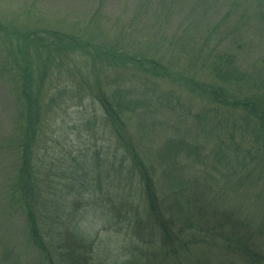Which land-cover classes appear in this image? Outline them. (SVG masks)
Returning a JSON list of instances; mask_svg holds the SVG:
<instances>
[{"label":"trees","instance_id":"trees-1","mask_svg":"<svg viewBox=\"0 0 264 264\" xmlns=\"http://www.w3.org/2000/svg\"><path fill=\"white\" fill-rule=\"evenodd\" d=\"M256 1L264 8V0ZM21 35L23 44L17 33L6 32L10 42L18 40L2 67L16 110L15 115L10 110L0 114L5 119L0 153L12 161L7 172L0 170V184H10L7 196L0 197L2 245L10 240L5 242L6 230L20 211L23 235L42 264H107L97 255L95 230L125 233L131 254L121 264H264V57L243 69L236 55L211 47L216 42L211 32L186 33L189 42L176 41L177 47L187 50L183 55L202 58L201 71L187 76L177 72L174 58L147 55L146 47L133 55L121 39L91 52L76 37L43 45L35 33ZM224 39L216 37L219 45ZM64 43L70 45L67 50L81 48L92 71L66 66L75 61L58 49ZM37 51L47 55L40 65L34 64ZM49 59L54 61L48 70ZM52 65L55 90L49 85ZM64 88L77 104L92 98L99 106L92 135H108L109 147H118L104 156L101 149L78 155L59 179L42 155ZM137 103H157L174 112L177 105L188 110V122L173 126L170 140L156 149L144 143L143 131L133 132L136 139L128 131L130 106ZM58 184H68V192H56ZM74 195L87 198L75 200ZM87 201L91 212L106 213L93 216L98 226L92 231ZM4 254L3 259L11 258L15 248ZM21 258L16 257L17 264Z\"/></svg>","mask_w":264,"mask_h":264},{"label":"rangeland","instance_id":"rangeland-1","mask_svg":"<svg viewBox=\"0 0 264 264\" xmlns=\"http://www.w3.org/2000/svg\"><path fill=\"white\" fill-rule=\"evenodd\" d=\"M260 6L261 4L256 0H0V24H2L0 25V114L4 116L8 110L11 111V115L16 114L15 108H12L15 100L10 94L6 73L2 67L4 58L6 60L12 57L10 51L15 54L14 43L19 39L23 44L22 33H35L42 39L43 45H50L48 42L54 40L70 41L76 37L78 41L86 42L87 49L91 52L97 45H112L120 39V44H123L122 40H125L124 49L127 52L139 56L146 47L147 55H152L154 52L160 58L168 55L176 60L177 72L190 76L201 71L197 64L202 58H195L190 53L183 55L187 50L184 47H177L176 41L182 45L189 42V36L184 35L186 33L191 36L211 32L216 41L211 47H218L220 51L228 50L227 52L236 55L237 65L243 69H248V66L256 60L255 57H264V8ZM6 32L10 35L17 33L18 39L13 37L16 40L10 42V39L5 37ZM222 35L225 39L219 45L216 37ZM37 43L36 41L33 45ZM67 46L70 45L64 43L58 48L69 60L75 61L66 66L81 71H92L93 66L83 62V50L81 48L67 50ZM35 54L34 64L37 65L47 57L43 51L42 53L37 51ZM53 61L54 59L47 60L48 70L49 63ZM55 67L52 65L48 73L51 80L50 88L54 90L57 84ZM101 69L106 71L107 67L101 66ZM205 77L207 81L210 79L209 75ZM159 88L165 89L163 86ZM61 92L65 94L54 109L57 117L49 126L50 143L42 155V159L47 164H53L52 172L59 179L62 178L64 171L69 170L74 159L79 158L78 155L86 151L92 154L97 149H101L104 156L107 152L113 154L118 147V145L109 147L112 141L108 135L103 133L92 135L96 128L94 118L99 112V106L90 96H87L84 102L77 104L70 94L72 91L64 88ZM172 96L178 95L173 91ZM201 105L203 106V103ZM136 106H130V117L126 122L128 131L135 139L137 135L133 132L143 131L147 134L144 143L151 144L156 149L170 140V129L173 126L179 122L185 125L187 120L188 110L177 105L174 110L179 116L176 119L173 110L163 108L157 103L146 107L137 103ZM4 120L0 118V123ZM44 142L41 148L44 147ZM11 162L7 161V155L0 153L1 173L8 171ZM191 174L193 169L187 172V178ZM227 184L233 185L229 181ZM9 186L10 184H0V189H3L0 197L7 196L5 190ZM247 186L251 188L252 184ZM247 186L240 192L245 193ZM68 190V184H58L55 189L58 193H67ZM78 192H86V190L81 189ZM232 196L237 197L238 193ZM74 197L75 200L87 198L86 195H74ZM119 200L116 199V204ZM105 205L109 204L105 203ZM86 206L87 214L89 213L87 219L89 230L92 231L98 226L94 217L103 218L106 213L97 209L91 212L90 207L93 206H90V201L86 202ZM66 210L71 211V207L66 206ZM18 213L10 220L13 226L11 230H6L9 234L5 242L10 240L5 245L1 242L4 230L0 231V264H17L18 256L22 257L21 264H42L41 256L26 242L23 235L25 217L20 211ZM93 232L97 233V255L107 264H121L131 254V247L128 246L130 241L125 238V233L120 235L109 230ZM12 247L15 248V254L7 260L3 259V255H6L4 253Z\"/></svg>","mask_w":264,"mask_h":264}]
</instances>
